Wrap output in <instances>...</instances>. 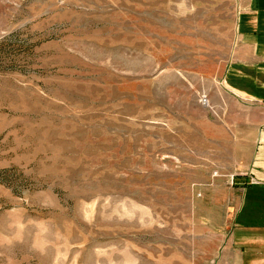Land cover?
<instances>
[{"label":"rangeland","instance_id":"1","mask_svg":"<svg viewBox=\"0 0 264 264\" xmlns=\"http://www.w3.org/2000/svg\"><path fill=\"white\" fill-rule=\"evenodd\" d=\"M245 0H0V264H212L260 110L224 79Z\"/></svg>","mask_w":264,"mask_h":264},{"label":"crops","instance_id":"2","mask_svg":"<svg viewBox=\"0 0 264 264\" xmlns=\"http://www.w3.org/2000/svg\"><path fill=\"white\" fill-rule=\"evenodd\" d=\"M235 46L224 79L234 99L255 101L254 150L233 175L231 223L212 264H264V0H245L237 13Z\"/></svg>","mask_w":264,"mask_h":264}]
</instances>
